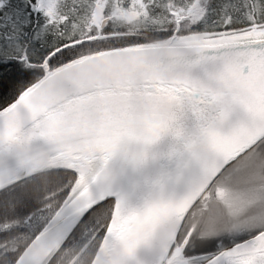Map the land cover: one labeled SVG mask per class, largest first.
Instances as JSON below:
<instances>
[{"label":"snow or ice","instance_id":"1","mask_svg":"<svg viewBox=\"0 0 264 264\" xmlns=\"http://www.w3.org/2000/svg\"><path fill=\"white\" fill-rule=\"evenodd\" d=\"M0 264H264V0H0Z\"/></svg>","mask_w":264,"mask_h":264}]
</instances>
